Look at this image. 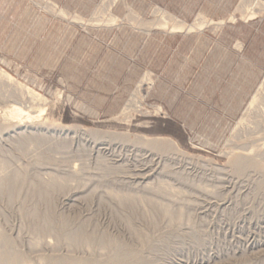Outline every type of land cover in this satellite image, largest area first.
Wrapping results in <instances>:
<instances>
[{
	"label": "rangeland",
	"instance_id": "rangeland-1",
	"mask_svg": "<svg viewBox=\"0 0 264 264\" xmlns=\"http://www.w3.org/2000/svg\"><path fill=\"white\" fill-rule=\"evenodd\" d=\"M0 72V264H264V0H0Z\"/></svg>",
	"mask_w": 264,
	"mask_h": 264
},
{
	"label": "bare ground",
	"instance_id": "bare-ground-1",
	"mask_svg": "<svg viewBox=\"0 0 264 264\" xmlns=\"http://www.w3.org/2000/svg\"><path fill=\"white\" fill-rule=\"evenodd\" d=\"M251 16H255V15L252 14ZM0 74L2 76H4L5 78L10 79L8 77V75H6L5 73H1L0 72ZM2 76H0V77H2ZM31 95L32 94H30V96ZM32 96L35 98L34 100H36V97L34 95H32ZM256 101H257L256 98L252 100V102L250 104L251 110L254 108V106L256 104ZM44 116H45V113H44V110L43 109H39L37 111H33L32 112V111L24 110L23 108H19V107H14L13 106L10 109V111L8 112V117H10L13 121L15 120L14 121L15 122V125H18L19 124V121L32 122V121L44 120L45 119ZM1 127H3V126H1ZM144 144L147 145L150 148H156V147H158V145H160V143L158 141H156V140L149 141V142H146V143L144 142ZM253 162L254 161H252L251 158H240V159H238V161L236 163V166H237V169L236 170L241 171V170L245 169L248 166H251V167L252 166L258 167L259 166V165L256 166L257 165L256 162H254V163ZM261 169H263V172H264V168L261 167ZM22 180L23 179H22V177L20 175H14L11 178H2V179H0V190L4 189V187L5 188L6 187L8 188V186L10 187V186L15 185L16 183H20V182H22ZM45 185L47 186L48 183H45ZM40 192H41V190H39V189H35L34 190V194L35 195L37 193L39 196H41V193ZM10 193H12V191H10ZM116 196L118 197V195H116ZM43 197H45V196H43ZM38 198H41V197H38ZM118 199L120 201H123V202H126L127 201V197L126 196L125 197H123V196L121 197L119 195ZM168 211L169 210L167 208H165L164 212L166 214H168ZM37 212L38 211H36V210H34V211L31 212L30 217L33 220L38 219L39 217H40L39 219H41V215L39 216V213H37ZM50 215H51V211H47L46 212V216H44V218L42 216V218H43V225L40 227V230L43 231V232H46V231H50L51 230V225L49 224V222H50L49 221ZM70 241H72V243L74 245H76V243L78 242L77 238L74 237V236H70ZM34 246H36V245H34ZM6 252H4V253H6ZM55 257L49 258L47 260L48 261L47 264H144L143 260L140 258V256L138 255L137 252H134V251H131V250H128V249H123L122 251L115 252L111 256V258L108 259V261H104V262H100V260H99L100 258L99 259H96V258H86L84 260H77L75 258H72L71 256L56 257V258ZM103 257H105V256H101L102 259H103ZM21 259H22L21 256L20 255H17V254H15L13 256H10L9 264H17V263H19V261Z\"/></svg>",
	"mask_w": 264,
	"mask_h": 264
}]
</instances>
